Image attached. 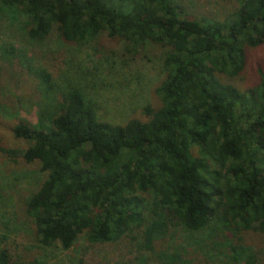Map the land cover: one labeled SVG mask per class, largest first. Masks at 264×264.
<instances>
[{
	"label": "trees",
	"instance_id": "trees-1",
	"mask_svg": "<svg viewBox=\"0 0 264 264\" xmlns=\"http://www.w3.org/2000/svg\"><path fill=\"white\" fill-rule=\"evenodd\" d=\"M179 1L0 0L10 20L27 19L32 41L55 33L81 44L105 32L133 51L164 49L160 108L146 105L147 120L115 125L99 120L79 89L58 93L20 49L1 48L37 79L43 98L36 123L13 118V137L29 146L0 148L46 173L26 209L41 244L69 250L82 235L91 246L112 244L134 228V264H192L180 252H155V243L171 228L215 224L203 245L224 247L230 264H253L241 235L264 234V71L245 91L223 77L241 73L246 47L264 44V0H242L223 20L186 15ZM0 264L22 263L4 247Z\"/></svg>",
	"mask_w": 264,
	"mask_h": 264
},
{
	"label": "rangeland",
	"instance_id": "rangeland-1",
	"mask_svg": "<svg viewBox=\"0 0 264 264\" xmlns=\"http://www.w3.org/2000/svg\"><path fill=\"white\" fill-rule=\"evenodd\" d=\"M241 1L180 0L179 6L186 15L223 20L231 16ZM27 25L24 17L12 21L9 15L0 12V107L5 110L0 113V148L24 151L29 143L13 137V118L20 117L34 124L43 108L37 79L18 59L1 56V48L5 46L20 49L36 68L47 72L58 93L69 88L82 91L95 104L99 120L103 122L123 125L134 118L145 121L148 117L143 112L144 106L160 108L156 90L167 76L161 46L150 44L133 51L125 41L109 38L105 32L81 44L68 43L55 33L37 42L28 38ZM259 70L264 71V44L246 47L241 73L223 80L245 91L256 84ZM45 178L46 173L38 162H12L0 152V248H8L22 264L135 263L139 253L134 240L138 232L134 228L127 239L112 244L91 246L83 235L69 250H62L56 243L41 244L26 209L29 197L37 192ZM146 199L151 209V197ZM213 230L215 224L197 232L179 226L171 228L167 237L155 243V252H180L192 264H230L223 254L224 247L222 252L221 249L211 252L203 245L211 241L209 235ZM241 236L254 254L252 263L264 264V234L248 231Z\"/></svg>",
	"mask_w": 264,
	"mask_h": 264
}]
</instances>
